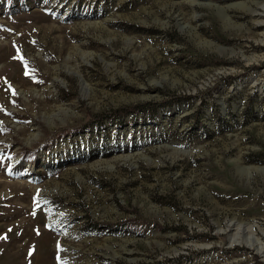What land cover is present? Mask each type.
<instances>
[{
	"label": "rangeland",
	"instance_id": "1",
	"mask_svg": "<svg viewBox=\"0 0 264 264\" xmlns=\"http://www.w3.org/2000/svg\"><path fill=\"white\" fill-rule=\"evenodd\" d=\"M245 238L264 0H0V264H264Z\"/></svg>",
	"mask_w": 264,
	"mask_h": 264
},
{
	"label": "bare ground",
	"instance_id": "2",
	"mask_svg": "<svg viewBox=\"0 0 264 264\" xmlns=\"http://www.w3.org/2000/svg\"><path fill=\"white\" fill-rule=\"evenodd\" d=\"M260 12V11H259ZM252 14V13H251ZM255 14H262V13H256V11H255ZM258 16V15H257ZM256 21V20H255ZM259 22V21H258ZM234 223H230L229 222V224H228V226L229 227H231V225H233ZM239 225V224H238ZM237 225V226H238ZM236 226V225H235ZM250 226V225H249ZM244 227V226H243ZM252 227V226H251ZM235 228V227H234ZM242 228V227H241ZM239 229H240V226H239ZM250 230V229H249ZM233 231V230H232ZM236 231V230H235ZM251 232V231H250ZM233 234H235V232H233ZM232 234V235H233ZM238 234V233H237ZM235 236V235H234ZM233 238V237H232ZM241 239V238H240ZM244 240V242H246L247 243V245L248 246H252L253 248H255L256 249V251L257 252H259L262 256H263V259H264V246H262V245H258L257 243H255L256 242V240H255V242L250 238V239H247V238H245V239H243ZM256 258H257V256L256 255H254Z\"/></svg>",
	"mask_w": 264,
	"mask_h": 264
},
{
	"label": "trees",
	"instance_id": "3",
	"mask_svg": "<svg viewBox=\"0 0 264 264\" xmlns=\"http://www.w3.org/2000/svg\"><path fill=\"white\" fill-rule=\"evenodd\" d=\"M119 118H120V120H121L122 116H120ZM119 123H120V121H119ZM185 231H186V230H185ZM180 259H181V258L177 257V258L175 259V261H176V262H180V261H181Z\"/></svg>",
	"mask_w": 264,
	"mask_h": 264
}]
</instances>
